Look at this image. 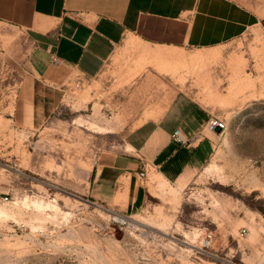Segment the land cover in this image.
<instances>
[{
	"label": "rangeland",
	"instance_id": "374dc122",
	"mask_svg": "<svg viewBox=\"0 0 264 264\" xmlns=\"http://www.w3.org/2000/svg\"><path fill=\"white\" fill-rule=\"evenodd\" d=\"M35 52L0 23V264H264V31L213 50L126 36L97 80L60 88L61 115L27 128L16 117ZM178 93L227 124L207 162L187 185L144 172L129 207L89 203L98 156Z\"/></svg>",
	"mask_w": 264,
	"mask_h": 264
},
{
	"label": "crops",
	"instance_id": "0c3cea01",
	"mask_svg": "<svg viewBox=\"0 0 264 264\" xmlns=\"http://www.w3.org/2000/svg\"><path fill=\"white\" fill-rule=\"evenodd\" d=\"M0 23L25 31L36 45L16 117L19 125L36 128L61 115L66 81L97 80L126 36L163 48H222L264 31V0H0ZM211 117L193 97L178 93L159 116L125 126L94 162L87 201L141 202L144 172L187 185L211 155ZM177 130L184 143L175 140Z\"/></svg>",
	"mask_w": 264,
	"mask_h": 264
},
{
	"label": "built area",
	"instance_id": "2783aa9c",
	"mask_svg": "<svg viewBox=\"0 0 264 264\" xmlns=\"http://www.w3.org/2000/svg\"><path fill=\"white\" fill-rule=\"evenodd\" d=\"M83 83V79H78V85L82 84ZM207 129L209 132H211L212 134H222L223 132H225L227 130V124L226 122H224L223 120L219 119V118H216L214 116L211 117V119L209 120L208 122V125H207ZM220 130L219 132L217 130ZM174 138L177 142L179 143H184L185 140L183 139V137L181 136V132L180 130H177L174 134ZM7 199V198H5ZM122 219L124 220L123 223H126L125 221V217H122ZM210 239H211V236H208V238H206L205 240V244H204V247H209L210 246Z\"/></svg>",
	"mask_w": 264,
	"mask_h": 264
},
{
	"label": "bare ground",
	"instance_id": "6f19581e",
	"mask_svg": "<svg viewBox=\"0 0 264 264\" xmlns=\"http://www.w3.org/2000/svg\"><path fill=\"white\" fill-rule=\"evenodd\" d=\"M102 130V129H101ZM36 204V203H35ZM37 206V205H36ZM39 206H37V208H38ZM116 219H120V217L119 216H116Z\"/></svg>",
	"mask_w": 264,
	"mask_h": 264
},
{
	"label": "water",
	"instance_id": "95a60500",
	"mask_svg": "<svg viewBox=\"0 0 264 264\" xmlns=\"http://www.w3.org/2000/svg\"><path fill=\"white\" fill-rule=\"evenodd\" d=\"M217 131L219 132L220 130L218 129Z\"/></svg>",
	"mask_w": 264,
	"mask_h": 264
}]
</instances>
